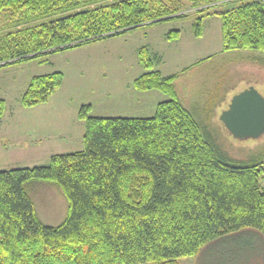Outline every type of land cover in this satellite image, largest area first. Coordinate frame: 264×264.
I'll use <instances>...</instances> for the list:
<instances>
[{"label": "trees", "instance_id": "obj_1", "mask_svg": "<svg viewBox=\"0 0 264 264\" xmlns=\"http://www.w3.org/2000/svg\"><path fill=\"white\" fill-rule=\"evenodd\" d=\"M189 1L221 19L224 52L264 54V0ZM185 17L178 0H0V22L14 28L0 37V69L46 64L55 54ZM178 36L174 30L167 39ZM139 59L147 72L133 81L135 91L170 98L152 117L93 118L82 106V151L0 171V264H176L232 235L264 238V156L229 158L180 103L177 76L152 70L161 58L141 48ZM62 79L58 72L33 77L21 107L46 103ZM4 112L0 99V119ZM35 181L63 192L68 211L59 226L37 217L26 192Z\"/></svg>", "mask_w": 264, "mask_h": 264}, {"label": "rangeland", "instance_id": "obj_2", "mask_svg": "<svg viewBox=\"0 0 264 264\" xmlns=\"http://www.w3.org/2000/svg\"><path fill=\"white\" fill-rule=\"evenodd\" d=\"M178 2L187 17L58 53L46 64L30 61L1 68L0 99L5 102V112L0 119V142L6 135L7 143H0V171L43 166L52 155L82 151L85 127L77 117L82 106L90 105L89 116L93 118L152 117L157 104L170 98L133 88V81L147 72L140 64L141 48L161 58L152 70L177 76V98L209 129L222 152L235 160L264 156V135L257 140H236L220 122L221 113L242 91L252 87L264 98V54L251 50L224 52L221 19L198 12L207 9L205 6L194 8L189 0ZM200 14L202 34L195 37L194 24ZM5 25L0 22L1 38L14 31ZM174 30L180 37L170 41L167 35ZM56 72L63 79L49 100L33 108L21 107L30 80ZM260 182L264 189V171ZM26 192L42 224L56 227L64 221L68 202L59 187L35 181L27 185ZM254 232L212 243L198 255L181 258L176 264H264V238Z\"/></svg>", "mask_w": 264, "mask_h": 264}, {"label": "water", "instance_id": "obj_3", "mask_svg": "<svg viewBox=\"0 0 264 264\" xmlns=\"http://www.w3.org/2000/svg\"><path fill=\"white\" fill-rule=\"evenodd\" d=\"M225 130L236 140H257L264 135V98L252 87L235 95L220 115Z\"/></svg>", "mask_w": 264, "mask_h": 264}, {"label": "crops", "instance_id": "obj_4", "mask_svg": "<svg viewBox=\"0 0 264 264\" xmlns=\"http://www.w3.org/2000/svg\"><path fill=\"white\" fill-rule=\"evenodd\" d=\"M179 37H180V34H179V36H178V38H177V40L179 39ZM153 92H155V91H150V92H148V94H150V93H153ZM147 93V92H146ZM156 108V107H155ZM15 115H10L9 117H14ZM3 138H2V140L3 141H1L0 143H3V142H6V139H7V136L6 135H3L2 136ZM4 137H5V139H4ZM17 139V138H16ZM5 140V141H4ZM25 142V146L27 145V143H26V141H24ZM7 143V142H6Z\"/></svg>", "mask_w": 264, "mask_h": 264}]
</instances>
